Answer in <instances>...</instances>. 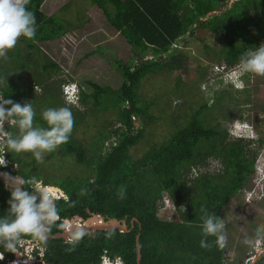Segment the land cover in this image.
<instances>
[{
    "label": "trees",
    "instance_id": "trees-1",
    "mask_svg": "<svg viewBox=\"0 0 264 264\" xmlns=\"http://www.w3.org/2000/svg\"><path fill=\"white\" fill-rule=\"evenodd\" d=\"M44 1L29 0L26 5L36 16L35 37L21 36L16 46L7 52V57L0 58V95L20 103L31 101L35 112L41 113L44 108H40L42 102L35 95L39 92L35 85L45 94L46 85L62 82L55 79L61 71L60 64L38 42L62 37L71 24L70 20L46 12ZM92 2L103 9L109 23L140 56L145 57L150 52L154 58L142 59L138 64L118 60L115 66L124 82L117 89L88 81L93 91L82 90L80 103L83 101L84 107L92 110L108 100L104 108L117 110L119 123L110 131L106 130L108 133L94 138V145L89 149L83 148L74 135L86 121L85 108L64 104L58 91L57 101H60L57 108L69 107L75 121L69 141L61 147L65 154L73 153L78 162L86 164L88 173L69 175L57 182L69 199L60 197L55 203L61 216L73 219L74 223L86 220L89 211L118 218L129 227L133 217L137 221L129 232L119 229L87 231L82 232L79 239L75 233L69 242L57 237L45 241L31 235L22 237L38 241L44 255L37 254V257L44 258L48 264H102L104 255L118 258L121 264H138V234L140 264H223L225 249L216 244L215 236L207 237L210 247L200 246L204 238L201 209L221 218L231 199L251 186L259 163L257 151L251 146V140L244 143L240 139L229 140L228 130L213 123L211 115H201L202 108L208 109L205 104L194 111L184 125H177L167 139L149 145L142 157L135 158L131 148L145 137L147 126L158 118L150 111L153 103L142 101L139 89L146 75L158 73L166 66L172 70L180 67L181 59L174 52L185 50L174 45L188 33L202 42L201 52L208 59L225 57L230 65L240 62L244 52L259 47L260 41H264V0H234L231 8L213 16L209 13L227 0ZM252 9L255 11L250 13ZM77 19L81 20L80 17ZM79 26L73 24V27ZM206 29L217 32L218 39L224 42L220 51L206 42ZM166 53L174 54L170 64L160 59ZM28 67L36 72L29 75L30 80L26 83L22 76L27 75L28 72H24ZM51 78L55 81H49ZM257 95L264 99V88ZM34 122L40 123L39 126L47 125L42 115H36ZM5 128L14 134L18 131L17 128L9 129L7 123ZM111 138L114 140L106 146ZM256 145L264 149V138H259ZM7 153L19 168L12 171L11 167L0 165V170L19 174L26 181L32 177L42 179L41 175L27 169L30 162L21 159L20 153ZM216 158L222 162L224 169L221 172L202 171L198 176H192L193 167L205 170L201 164ZM49 184L50 180L44 183ZM24 188L31 193L30 184H25ZM11 190L5 181L0 180V217L8 214ZM161 200H166V204L159 207ZM61 224L63 222L57 220L49 234L62 231ZM0 250L11 255L3 244H0ZM257 264L264 263L261 260Z\"/></svg>",
    "mask_w": 264,
    "mask_h": 264
},
{
    "label": "rangeland",
    "instance_id": "rangeland-1",
    "mask_svg": "<svg viewBox=\"0 0 264 264\" xmlns=\"http://www.w3.org/2000/svg\"><path fill=\"white\" fill-rule=\"evenodd\" d=\"M233 2L234 0L221 2L213 15L231 8ZM43 7L46 12L71 21L68 25L69 31L62 37L38 42L40 47L60 64L61 71L55 75V79L61 80L62 84L73 80L89 93L93 91V87L88 81L117 89L124 82V78L115 66L118 60L138 64L142 59L154 58L150 52L145 57L140 56L125 37L109 23L103 9L95 5L92 0H45ZM254 11L252 9L250 13ZM209 15L213 16L210 13ZM78 17L81 20H78ZM73 24L80 26L73 27ZM195 33L197 34V31ZM204 33L206 42L211 48L220 51L224 42L218 39V33L208 29ZM184 36H181L182 39L174 45L185 50L174 52L181 59L180 67L172 70L166 66V69L146 75L142 79L139 89L141 99L153 103L150 111L158 118L147 126L145 137L131 148V154L137 159L142 157L149 145L167 139L177 129V125H184L194 111L206 104L208 109L202 108L204 110L201 111V115L204 113L205 117L211 115L214 119L213 123L228 130L229 140L240 139L243 143L251 140V146L257 151L259 160H262L264 149L256 144L259 138H264V99L258 96L257 92L264 88V76L250 72L247 85L244 89H239L234 83H229L233 77L228 72L231 65L225 57L208 59L201 52L202 42L189 33ZM260 42V45L264 44ZM173 56L166 53L161 55L160 59L170 64ZM35 72L36 70L28 67L24 72L27 75L22 76V79L27 83L30 80L29 75ZM225 80L229 82L225 84ZM49 81L55 80L51 78ZM62 84L58 85L55 82L53 85H46L45 94L35 85L36 90H39L35 95L40 97L42 102L40 108L57 107L60 99L67 104L62 92ZM58 91H60V99L57 101ZM106 103L109 101L107 100ZM105 104L92 109L96 112L93 115V111L85 108L82 101L81 107L85 108L83 113L86 121L78 127L74 135L83 148L89 149L94 145V138L96 140L100 134L108 133L107 131L119 125L117 110L106 109ZM41 114V111H36V115ZM171 119L176 121L172 122ZM241 123L246 124L243 126ZM34 124L39 126L40 123L34 122ZM41 127L48 126L44 124ZM238 127H246V130L239 134ZM17 132L19 130L16 134ZM112 140L114 139L108 140L106 146ZM61 145L55 151L45 153L42 162H38L31 152H20V158L30 162L27 169L42 176L39 181L43 186L58 187L57 182L66 176H84L88 173L86 164L78 162L73 153L65 154ZM217 160L209 159L208 163L201 164L205 167L203 171L221 172L224 168L220 159ZM261 166L264 167V164ZM18 168L19 166H13L12 170ZM48 180L50 184L44 185ZM55 189L57 193L59 192L58 195H61L60 191ZM247 192L249 187L242 194L232 198L223 209L221 219L225 222L227 236L223 247L225 249L223 264H257L261 260L264 263V231L259 234L257 232V229L264 227V194H260L262 198H259L260 195L256 192V197L255 194H251L250 197ZM164 204L166 200H161L159 207ZM16 263L17 261L12 264Z\"/></svg>",
    "mask_w": 264,
    "mask_h": 264
},
{
    "label": "clouds",
    "instance_id": "clouds-1",
    "mask_svg": "<svg viewBox=\"0 0 264 264\" xmlns=\"http://www.w3.org/2000/svg\"><path fill=\"white\" fill-rule=\"evenodd\" d=\"M28 3L29 0H0V58L7 57V52L16 46L21 36L28 39L35 37L36 16L26 7ZM228 72L233 80L230 82L225 80V84L234 83V86L239 89H244L247 85L250 72L264 76V44L244 52L240 62L231 64ZM237 82L240 84H235ZM82 90L83 87L72 80L62 84V92L68 105H81ZM9 105L10 107H7ZM41 115L48 127L34 124L36 112L31 101L20 103L0 95V165H5L4 154L6 153L8 157L7 152H31L38 162H42L45 153H51L59 145L69 141L75 123L69 107H49L44 109ZM6 123L9 129L17 128L18 134L6 130ZM241 124L244 126L246 123ZM238 129L241 134L246 127H238ZM238 136L242 137V135ZM261 164H264V158L259 160L256 175L252 181L253 185L247 192L250 197L251 194H255V197L258 194H264V167ZM10 165L11 163L4 167H10ZM260 169L262 171H259ZM199 170L193 167L192 176L196 177L203 171ZM5 175L7 177V174ZM13 180L11 198L8 200L10 205L8 214L0 217V244L11 251H15L16 245L22 243L23 235H31L40 241L47 240L51 226L60 219L55 203L60 195L53 186H43L36 177L27 181L20 177H15ZM25 184L31 185V194L24 188ZM259 198H262V195ZM201 211L204 213L201 217L204 238L201 239L200 246L210 247L207 237L215 236L216 244L224 247L227 241L224 220L214 213H207L206 209L202 208ZM60 227L67 229V222ZM262 231L264 227L257 229L258 234ZM82 235V232H78L76 239Z\"/></svg>",
    "mask_w": 264,
    "mask_h": 264
},
{
    "label": "water",
    "instance_id": "water-1",
    "mask_svg": "<svg viewBox=\"0 0 264 264\" xmlns=\"http://www.w3.org/2000/svg\"><path fill=\"white\" fill-rule=\"evenodd\" d=\"M214 13H216L215 10L210 12L211 15H213ZM146 60L148 61L149 59H146ZM137 126H139V123H137ZM13 165H15V163L11 162V166ZM5 174H7V177ZM15 177H20L24 179V177L19 174L11 173L5 170H0V180L5 181L7 186H9L10 188H11V184L14 183L13 178ZM53 187L57 188V190H59L60 192H63V190L60 187H57V186H53ZM135 221H137V218L133 217L131 220V226L129 227L125 221L120 220L118 218L105 217L101 213H91V215L83 222L71 223L69 220H65V222H67V225H68L67 229H65L62 232L48 235V237L70 239L73 234L78 233V232L89 231L92 233L98 230H111V229H119L122 232H129L134 226ZM139 237H140V234L137 235V241H136L138 264H140V261H141V245L139 242ZM118 264H121V263L118 262Z\"/></svg>",
    "mask_w": 264,
    "mask_h": 264
},
{
    "label": "flooded vegetation",
    "instance_id": "flooded-vegetation-1",
    "mask_svg": "<svg viewBox=\"0 0 264 264\" xmlns=\"http://www.w3.org/2000/svg\"><path fill=\"white\" fill-rule=\"evenodd\" d=\"M9 162L11 163L12 161H9ZM13 163H15V162H13ZM13 166L16 167V166H19V165L17 163H15V165H13ZM10 167H12V166L10 165ZM60 197H64V198L69 199V197L64 193V191L62 192ZM91 213H96V212L89 211L88 217L91 215ZM58 215L60 217L59 220L61 222L65 223V220H70L71 223H74L73 219L67 218L65 216L64 217L61 216V211H58ZM64 230H65V228H63L62 231H64ZM62 231H60V232H62ZM48 235H50V234H48ZM72 236H71V238H72ZM48 238H50V237H48ZM71 238L70 239L63 238V240H64V242H69L71 240ZM21 240H22V243L17 244L16 245V249L18 248L19 250H21V252L23 253V256H27V255L28 256H32V257H35L37 259V262L39 264H48V262L44 258H38L37 257V254L38 255L39 254L44 255V254H42L44 249L40 247L38 241L36 242V241L30 240V239H27V238H24V237H21ZM31 249H32V251H31ZM9 251L11 252V255L9 253H7L6 251L0 250V264H12V262L15 259V251H11V250H9Z\"/></svg>",
    "mask_w": 264,
    "mask_h": 264
},
{
    "label": "built area",
    "instance_id": "built-area-1",
    "mask_svg": "<svg viewBox=\"0 0 264 264\" xmlns=\"http://www.w3.org/2000/svg\"><path fill=\"white\" fill-rule=\"evenodd\" d=\"M4 158H5L6 163L3 166H8L10 164V162H9V159H8L6 153L4 154ZM31 251H32V249H31ZM15 261H17L16 264H39L35 257L28 256V255L23 256V253L18 248L15 249V259L12 263H14ZM118 262H120V260L118 258L111 259L108 255H104L102 258V264H118Z\"/></svg>",
    "mask_w": 264,
    "mask_h": 264
},
{
    "label": "bare ground",
    "instance_id": "bare-ground-1",
    "mask_svg": "<svg viewBox=\"0 0 264 264\" xmlns=\"http://www.w3.org/2000/svg\"><path fill=\"white\" fill-rule=\"evenodd\" d=\"M58 194H59V192H58Z\"/></svg>",
    "mask_w": 264,
    "mask_h": 264
},
{
    "label": "crops",
    "instance_id": "crops-1",
    "mask_svg": "<svg viewBox=\"0 0 264 264\" xmlns=\"http://www.w3.org/2000/svg\"><path fill=\"white\" fill-rule=\"evenodd\" d=\"M73 81V80H72Z\"/></svg>",
    "mask_w": 264,
    "mask_h": 264
}]
</instances>
